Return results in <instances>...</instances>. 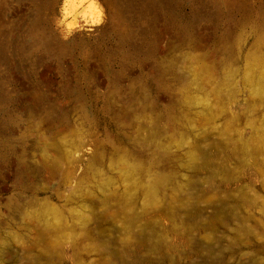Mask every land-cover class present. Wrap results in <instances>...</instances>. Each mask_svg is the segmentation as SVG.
I'll return each instance as SVG.
<instances>
[{"label":"rangeland","instance_id":"obj_1","mask_svg":"<svg viewBox=\"0 0 264 264\" xmlns=\"http://www.w3.org/2000/svg\"><path fill=\"white\" fill-rule=\"evenodd\" d=\"M0 264H264V0H0Z\"/></svg>","mask_w":264,"mask_h":264},{"label":"clouds","instance_id":"obj_2","mask_svg":"<svg viewBox=\"0 0 264 264\" xmlns=\"http://www.w3.org/2000/svg\"><path fill=\"white\" fill-rule=\"evenodd\" d=\"M66 15H72V13L70 11H67V7H66ZM69 28L73 27L74 24L73 23H69Z\"/></svg>","mask_w":264,"mask_h":264}]
</instances>
